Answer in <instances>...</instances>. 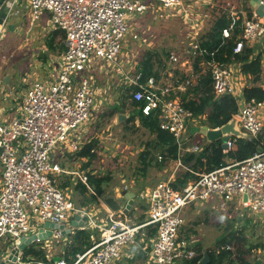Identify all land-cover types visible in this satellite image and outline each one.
Returning <instances> with one entry per match:
<instances>
[{"label":"built area","instance_id":"obj_1","mask_svg":"<svg viewBox=\"0 0 264 264\" xmlns=\"http://www.w3.org/2000/svg\"><path fill=\"white\" fill-rule=\"evenodd\" d=\"M20 1L12 0L10 15H18ZM184 3L187 0H29L27 16L30 22L33 24L46 15L48 25L65 32L64 51L57 73L51 78L34 77L31 80L24 77L25 90L22 93L17 91L16 95L0 88L2 261L22 264L24 249H18V242L23 237L38 233L46 222L61 224L77 216L80 217L78 222L84 215L87 220L76 228L100 232L98 237L95 233L92 235L93 244L71 260L61 255L55 261L54 256L46 254L47 261H38L37 264H121L134 258L139 250L145 254V264H187L183 260L197 255L195 244L179 239V231L186 223L183 211L187 207L210 201L235 202L260 213L264 219V149L243 160H227L213 170L193 171L196 177L180 188L172 184L176 176L160 179L139 193L146 210L143 220L138 222L117 218L118 212L112 210L101 220L97 219V213L76 207L58 184L65 172L62 157L76 152L86 143V124L95 116L96 109L108 101L119 104L113 100L108 82L103 86L96 84L91 73L95 69H101L107 75L111 68H116L123 74L120 85H126L125 90L131 99L141 102L142 113L156 112L160 126L175 136L179 146L176 160L183 166L180 150L190 139L189 127L200 125V117L195 116L180 98V92L193 85L189 77L183 81L176 77L179 65L186 61L171 51L161 73L175 79L165 82L150 75L142 80L140 69L130 71L124 68L133 57L124 48L137 16L150 9L160 11V16H168L172 9L179 14L178 9ZM226 11L230 24L222 30L223 36L229 38L232 30L239 28L234 53H241L246 45L264 39V16L259 12L254 10L243 18L236 4H231V9ZM4 26L0 25V39L4 36ZM192 39L189 49L193 54L197 50L201 55L205 54L206 50L200 48L195 34ZM133 63L136 66V61ZM202 63L210 69L215 95L230 94L237 99V117L242 128L252 137L262 133L264 100H247L245 97L240 100L235 70L229 62L212 57ZM11 98L15 112L7 115L10 106L5 103ZM231 143L232 139H229L226 151ZM201 148L198 144L190 149L186 147L193 152ZM79 179L86 183L88 173L81 172ZM44 229L46 231L48 227ZM61 235V228L52 230L51 237ZM46 241L36 240L44 244ZM45 245L48 246L47 242ZM14 249H18L15 262L10 259Z\"/></svg>","mask_w":264,"mask_h":264},{"label":"rangeland","instance_id":"obj_2","mask_svg":"<svg viewBox=\"0 0 264 264\" xmlns=\"http://www.w3.org/2000/svg\"><path fill=\"white\" fill-rule=\"evenodd\" d=\"M146 1L154 2V0ZM233 1L235 0H223L221 3V5L225 4L223 9L225 11L231 9V4H234L232 3ZM229 3L231 4L229 5ZM156 4L159 3L156 2ZM178 11L180 13L181 8ZM168 14V16H160V11L150 9L133 20V27L127 36L124 50L127 53H131L133 56L131 59L133 62L136 61V66H128L129 64L125 63V69L127 68L130 71L139 69L141 58L149 50L155 51L157 63L159 62V66L162 67L164 62L167 61L169 53L174 51L183 60H189L187 64H192V68L189 71L177 70V80L183 81L185 80L184 77H189L194 85L198 75L194 72L195 68H193L195 54H192L189 49L190 42L193 40L192 35H190L193 34L190 24L193 22L188 20L190 15L182 17L181 14H177L176 9L170 10ZM191 17L193 16L191 15ZM47 18L45 16L32 24L29 17L26 16V12L20 10L18 15H11L8 22V24L13 25V28L11 29L8 25H5L6 34L0 39V79L2 82L13 84L15 90H19L20 93L26 87V84H22L24 77L31 80L34 77L51 78L52 75L57 73L59 68L62 53L53 52L46 46V38L53 30L48 25ZM199 65L200 73L208 72L207 65L203 63ZM115 69L111 68L110 70L112 71L107 73V75H104L100 71L101 69H95L91 73H93L92 75L96 79L97 85L100 86L108 82L111 85V89L114 90L115 98L118 99L126 85L118 93L115 91L121 81L120 72ZM85 74H88V72ZM158 76L165 82L175 79V77H169L162 73H159ZM16 91H14L15 95L17 94ZM12 100L13 98L6 105L7 107L10 106L7 109V115H12L15 112ZM112 104V101H108L100 109H96L94 112L95 116L86 124V142L97 139L99 142V154L92 159L90 165L86 168L83 167V164L87 159L75 160L68 157L67 154L63 156L61 163L65 168V172L60 177L58 184L60 186L66 179H69L70 183L64 189L74 205L97 213L98 217L96 218L101 220L103 213L98 211L99 207L101 211L103 206L109 207L104 200L89 202L90 191L83 193L76 187V184H78L79 175L83 171L96 175H109L111 179L104 185V196L116 193L120 200L126 203L128 198L124 193L134 192V202L131 209L127 212L126 218L130 222H138V217L144 212L145 207H143L145 203L140 199L139 193L159 179L170 177L173 171H177L176 174L178 175L188 170L191 164L190 161H184L185 165L182 163V166L178 165L175 159H165L161 149L155 145V135L143 126L138 118L128 120L133 113L131 107H124V111H118L114 116L109 117L108 113L104 112ZM119 113L126 114L125 119L119 120ZM204 119H199L200 125L204 124ZM188 136L190 139L187 140V143L180 150L182 158L187 157L188 153L191 152L189 149L192 145L198 144L203 147L207 143L206 137L201 133H190ZM186 147H189V149H186ZM145 151L151 152L149 157H153V162L146 171L142 169L144 162H142L141 157L142 152ZM161 154L163 158L159 160V155ZM120 191H124L122 195H119ZM85 200L88 202L83 205ZM183 214L186 223L179 231V239L191 241L196 247L200 245L206 250L214 248L217 238L222 234L226 233L228 235L231 230L241 228L244 230L249 243L257 245L249 254V260L255 264L258 259H261L264 264V219L260 213H254L235 202L223 204L210 201L189 206L184 209ZM115 216L117 218L124 217L120 212L116 213ZM99 234L100 232L97 231V237ZM32 243L38 249L43 247L46 254L52 257L53 255L58 256L64 253L68 240L55 237L49 244L51 245L50 247L45 244L41 245L42 242L35 241Z\"/></svg>","mask_w":264,"mask_h":264},{"label":"trees","instance_id":"obj_3","mask_svg":"<svg viewBox=\"0 0 264 264\" xmlns=\"http://www.w3.org/2000/svg\"><path fill=\"white\" fill-rule=\"evenodd\" d=\"M251 13L252 12H250L249 15H251ZM229 24L230 20L227 18L226 14L222 15V17L214 20L209 30L203 36L198 38L200 48L206 50V53L202 55L198 50L195 51L193 68H195L194 72L198 77L194 85L188 86L186 91L180 92V98L185 106L191 109L195 116H199L203 119L205 118L203 123L209 125L211 128L219 127L228 122L232 117L237 116L239 105L237 99L233 95H215L210 69L206 73L199 72V64L202 62H207L212 57L225 60L226 62L232 60L240 62L242 71L245 74H250L255 83V85L246 86L244 88L243 93L245 99L250 100L251 98H255L257 100H264V88L256 85V83L261 80L263 71L261 53L252 55L251 57L252 50L248 47H245L241 53H234L233 48L238 40L239 28H234L231 36L226 38L223 36L222 30ZM64 35L65 32L62 29H53L46 38L47 48L58 54L62 53L64 51ZM211 52H214V54H210ZM165 66L166 62L160 67L159 62L157 63V54L155 51L149 50L143 58H141L138 68L142 71V80H145L150 75L159 77L158 74L161 73L163 70L162 68ZM183 75L185 74L183 73ZM184 78L186 79V77ZM118 100L119 104H112L104 113H108L109 117H112L116 112L124 111V107H131L133 113L128 120H135L138 118L140 123L155 135V145L157 148L161 149L162 153L165 155V159L171 158L176 160L179 156V146L173 133L160 126L158 114L156 112L150 115L143 114L140 109L141 102L131 99L130 94L125 89L120 93ZM98 143L97 139L89 140L79 150L73 153H67V155L75 160L87 159L83 164V167L86 168L90 165L92 159L99 154ZM225 149H227V147H225L222 140L219 139L213 142H207L200 151L189 152L187 157L182 158V162L185 165L184 161H190L191 170L188 169L179 173L172 184L176 188H180L196 177L193 171L202 172L213 170L227 160H243L251 156L255 151L264 149V132L252 138L233 137L231 147L227 151ZM150 153L149 151H145L141 154L142 162H144V167H142V169L144 171H146L153 162V157H149ZM161 156L163 158L162 154ZM110 179L109 175H96L88 172V181L85 183L79 180L76 187L83 193L90 191L88 197L89 202H100V200H103L105 193L104 185ZM69 183L70 180L66 179L60 184V187L66 188ZM86 202L88 201H83V205H86ZM143 218L144 214L138 217V220L142 221ZM92 232L93 231H90V229L77 228L74 233L70 235L71 240L65 247L63 257L67 260H71L77 253H81L89 248L93 244L91 238ZM150 234H153L152 230ZM254 247H257V245L250 244L244 230L238 228L231 230L228 235L224 233L218 237L214 248L205 250L200 245L197 246V255L190 259L183 260V262L187 264H196L206 252L209 256L208 264H254L248 257ZM144 260L145 254L139 250L134 258L129 259V263L145 264ZM38 261H47L46 252L43 247L42 249H38L33 243L27 245L24 248L22 264H37Z\"/></svg>","mask_w":264,"mask_h":264},{"label":"crops","instance_id":"obj_4","mask_svg":"<svg viewBox=\"0 0 264 264\" xmlns=\"http://www.w3.org/2000/svg\"><path fill=\"white\" fill-rule=\"evenodd\" d=\"M252 1L253 0H235L232 3H234L236 5L238 4L237 7L242 11L241 17L244 18L246 16H249L250 12H253L254 10H256L257 12L260 13V11L257 9L256 5L253 4ZM222 2H223V0H187V3H184L181 6V11H180L179 14H181L182 17L183 16L184 17H187V16L190 15V17H188V20H189V22H191V21L193 22V23L190 24V26L192 28V31H193V34H195L197 36V38H199V37L203 36L209 30V28L211 27V25L213 24V22H214L215 19H217L219 17H222V15H225V14H226L227 18L229 19V14H227V11H225L223 9V6L225 4H222L221 5ZM28 4H29V0H21L20 3H19V5H18L19 10H24L26 12V16L28 15L27 14L28 13V6H27ZM191 15L193 17H191ZM5 27L6 26H4V29H5ZM204 29H205V31H204ZM5 30H4V36L6 34ZM192 31H191V33H192ZM190 35H192V34H190ZM263 40L254 42L252 44H248L245 47H248V48H250L252 50L251 57H252V55H257V54L261 53L263 71H262V74H261V80L258 81L256 83V85L261 86V87L264 88V41ZM123 60L126 61L125 59H123ZM188 62H189V60H187L186 63H183L182 65H179L180 66L179 67V70H181V71H189L192 68V64H187ZM229 63H230V66L235 70L236 82H237L238 87L240 89V96H239V98L242 101L244 99V93H243L244 92V88L246 86L255 85V83H254L253 78H252V76L250 74H245L242 71L241 63L240 62H237L236 60H232V61H229ZM128 64H129L128 66H134L135 65L133 63V60H131V62L129 61ZM121 65H123V62L121 63ZM125 66H126V64H125ZM181 71H179V72H181ZM120 75H121V78H122V75L123 74L121 73ZM22 84L25 85V83L23 82V79H22ZM1 87H3L4 89H8L9 91H13V93H14V91H16L15 90V87H13V84L6 83V82H2L1 79H0V88ZM122 87L123 86H121V85L117 86L115 91L118 93L120 91V89H122ZM17 91L19 92V90H17ZM110 92L112 94L113 100L115 102L116 101L119 102V100L115 98L114 90H112ZM8 102L9 101H6L5 104H7ZM189 128H191V126ZM176 172L177 171H173V173L171 174V176L172 175H173V177L177 176ZM157 182H155L154 184L146 187L145 189L154 186ZM144 206H145L144 207V212L142 214H144V216H145L146 205H144ZM102 208H103V210L101 211V208L99 207V210L98 211L100 213H103V217H104L109 212V208H107L105 206H103ZM120 214L124 216L122 218H125L126 219V213H120ZM61 224L64 225V228H62V235L61 236H58V237L57 236H52V237L49 236L47 238V241H46L47 242V245L49 247L51 246L49 244L51 243L52 239L55 238V237L62 238L63 240L67 239L68 242H70V240H71V236L70 235L74 233V231L77 229L76 228L77 226H80V225L74 226L72 224V220L70 222L69 221H65V222H63ZM53 229H55V228H52L51 230H53ZM69 229H71L70 232H68ZM90 231H92V230L90 229ZM94 233H95V231L92 232V235L93 236H94ZM92 235H91V238L93 240ZM44 240H43V242H44ZM46 242H45V244H46ZM64 242H66V241H64ZM42 244H44V243H41V245ZM61 255H63V254H60V256ZM0 262H2V259H0Z\"/></svg>","mask_w":264,"mask_h":264},{"label":"water","instance_id":"obj_5","mask_svg":"<svg viewBox=\"0 0 264 264\" xmlns=\"http://www.w3.org/2000/svg\"><path fill=\"white\" fill-rule=\"evenodd\" d=\"M11 2L12 0H0V25H8L12 29L13 25L8 24L11 18L10 15ZM252 3L256 5L257 9L260 11V14L264 16V0H253ZM125 117L126 114L124 113H119L118 115L119 120H123L125 119ZM190 132L201 133L206 137L207 142H213L221 139L225 147H228V141L233 137L252 138V136L249 135L239 124V118L237 116L232 117L228 122L216 128H211L207 124L193 126L191 127ZM123 192L124 191H120L119 195H122ZM124 194L128 198V201L126 203H123L120 200V197L116 193L105 195L103 200L110 210L115 212L123 211V213H127L131 209V206L134 202L135 193L126 192ZM77 219H80V217L77 216L76 219L72 220V224L74 226L82 225L87 220V216L86 215L82 216V219L79 222L77 221ZM45 227H48L49 229L45 231L44 229ZM50 228L62 229L64 228V225L56 224L53 222H46L44 226L39 229L38 233H34L29 237H23L18 242V246H19L18 249H24L27 245L31 244L37 239L40 240L47 239L49 236L52 235V230ZM68 232H70V229L68 230ZM18 249H14L12 255L10 256V259L13 262L17 261ZM60 258H61L60 255L54 256L55 261H58ZM208 262H209V256L205 252L203 257L196 264H208ZM1 264H11V263L3 260ZM121 264H130V263L129 261H123ZM255 264H263V261L261 259H258L255 262Z\"/></svg>","mask_w":264,"mask_h":264}]
</instances>
